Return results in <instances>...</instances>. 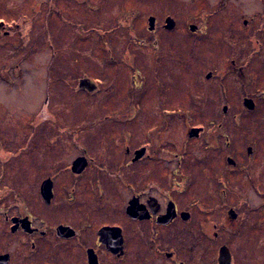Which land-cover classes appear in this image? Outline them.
Here are the masks:
<instances>
[{
  "label": "rangeland",
  "instance_id": "rangeland-1",
  "mask_svg": "<svg viewBox=\"0 0 264 264\" xmlns=\"http://www.w3.org/2000/svg\"><path fill=\"white\" fill-rule=\"evenodd\" d=\"M50 1L0 0V19L19 23L18 27L10 28L12 33L8 38H0V63L10 60L14 64L17 58H24L22 82L19 80L15 87L9 88L0 81V134L7 136L12 145L20 146L26 138L20 133L26 129L23 124L32 118L36 150L29 162L30 174L24 180V187L31 199L28 208L32 207L35 212H32L33 217L36 216L37 222L49 219L48 230H54L57 222L77 212L76 206H70L73 203L68 195L71 190L75 191L73 176L62 168L80 153L81 146L90 154L100 156L106 164L113 165L110 167L113 169L124 159L126 132L130 133L133 143L148 141L153 148L161 145L188 148L186 116L194 122H206L209 118H219L223 105L227 104V117H241V132H233L238 147L246 148L256 137L263 141L260 140L264 147V86L243 88L230 77L226 89H220V75L206 78L208 72L214 73L216 69V73H228L224 69L234 56H228L224 40L229 37H225L224 32L233 18L237 32L259 37L264 30V0H230L231 9L227 14L217 11L220 0H92L93 3L102 2L103 6L106 3L100 10L80 0ZM53 5L58 6L61 13L51 10ZM152 14L159 16L160 25L149 31L148 17ZM167 15L176 20L172 30L164 27ZM250 18H254L256 27L253 34L254 26L246 29L243 24ZM130 22L131 30L127 26ZM192 22L200 26L198 32L190 30ZM202 27L205 28L203 32ZM106 28H111V33ZM21 40L25 41L27 49L15 52ZM246 44L242 46V59L236 57L240 61L238 65L250 63L253 65L250 68H258L264 83V49L260 58L249 61L245 58V52L249 51L247 41ZM50 66L52 71L48 72ZM86 77L96 85L94 89L81 85L80 81ZM209 89L208 107H196L198 94L202 92L199 96L203 98V91ZM246 95L254 98V110H248L243 104ZM134 103L139 104L136 111ZM174 108L182 111L175 116L164 114L165 110ZM253 121L256 122L254 130ZM192 153L187 166L198 182L193 194L203 196L209 190L208 176L223 162V153L212 155L209 164L197 165L193 158L198 156ZM162 157V165L139 166L141 171L138 172L147 179H163L162 174L169 177L170 162L167 160L171 157ZM16 165L18 167L19 163ZM254 166L264 179V160H256ZM111 170L104 175L100 173V179L103 176L106 189L113 193L114 202L110 207L113 212L116 201L125 194L111 177L114 175ZM94 172L95 167L91 166L77 186L78 191L85 190L84 199L91 197V190L95 188ZM59 175L62 176L58 178ZM48 176H57L55 191L59 199L67 202L66 208L59 210L43 201L39 187ZM242 183L241 193L250 204L262 203L259 205L262 209L257 212L258 230L253 232L248 246L245 245L247 257L244 261L264 264V194H261L264 187L256 189L244 176ZM2 193L0 191V197ZM5 200L1 198L0 202ZM11 204L5 202L0 206ZM32 239L39 247L31 252ZM50 245L62 246L52 231L45 237L12 233L11 222L0 212V253L11 252L12 264H71L75 259L73 248L60 253L52 251ZM145 264L157 262L151 257Z\"/></svg>",
  "mask_w": 264,
  "mask_h": 264
},
{
  "label": "flooded vegetation",
  "instance_id": "flooded-vegetation-1",
  "mask_svg": "<svg viewBox=\"0 0 264 264\" xmlns=\"http://www.w3.org/2000/svg\"><path fill=\"white\" fill-rule=\"evenodd\" d=\"M229 1L220 0L216 6L217 11L221 14L230 12ZM80 2L89 5V7H94L95 10H100L106 6V3L103 6L100 1L93 3L92 0H80ZM51 10L61 13V9L56 5H53ZM254 14L257 13L254 12ZM59 16L62 17V15ZM151 17L154 18L153 29H150ZM169 18L174 20L175 27L176 20L170 15L165 17L166 24ZM202 21L207 24L206 20ZM253 22L254 18L245 19L244 27L246 29L253 27ZM166 24L164 27L168 29ZM235 24L233 18L232 24L224 32L225 37H229L224 40V45L229 53L228 56H234L233 59L229 60L231 61L229 66L224 69V72L228 71V73H216V69L214 73L208 72L206 78L210 79L214 75H220V89L223 87L226 89L230 77L240 87L246 88L255 85V88L259 89L256 87L258 84L264 86L258 74L259 69L250 68L253 66L250 63L238 65L240 61L236 57L239 56L242 59V46L247 45L246 41L249 44V51L245 52L246 60L252 61L259 57L262 49H264V35H260L263 34L264 30L260 33L257 30L259 37L250 34L247 35L248 38L237 32ZM159 25L160 18L158 15L152 14L148 17L149 31L156 30ZM16 26L18 27L19 23L15 20L11 24L0 19V34H2L0 38H8L12 33L10 28L13 27L14 29ZM127 26L129 30L132 29L131 22ZM257 27L259 26L257 25ZM189 28L192 32L200 30V26L193 22L190 23ZM255 28V26L252 28V34ZM110 29H107L109 33H111ZM204 29L202 27L201 31H205ZM20 43L17 44L15 52L27 49L24 40H21ZM22 62H24V58H17L14 64L10 60L0 63V81L3 86L7 85L12 88V86H16L17 81L22 82L21 77H23L24 71ZM51 71L50 66L48 72ZM83 81H85V88L94 89L96 87L87 77L80 83ZM201 93L198 94L195 105L198 108L204 106L206 109L210 101L211 91L210 89L203 91V98L199 96ZM246 99H251L256 107V102L250 95L243 97L245 106ZM138 108L139 104L134 103V111ZM246 108L254 110L247 106ZM228 109L229 105L224 104L219 118H209L206 122H194L191 118L192 123H190L191 120L187 115L185 121L187 139L185 141L189 143L188 148L185 146L181 149L177 147L168 148L162 145L153 148L152 143L148 141L133 143L130 142V133L126 132L127 137L124 139L127 143L123 151L124 159L116 164L115 170L110 168L114 167L113 165L106 164L100 156L90 154L88 149L81 146L79 148L80 153L72 157L68 165L62 168V171H70L73 176L71 181L75 191L71 190L68 195L73 203L70 206H76L77 212L57 222L53 227L54 230H48L46 226L49 219L42 218L41 222H37L36 216L33 217L32 214V212L35 213L34 209L28 208L31 199L24 187V180L28 179L30 174L29 162L36 150L33 147L35 143L34 122L32 123V118H30L23 124L28 131L23 128L20 132L26 137L20 146L12 145L7 136L0 134V191L4 193L0 199L5 198V202H12L11 205L0 206V212L4 213L7 222H11L12 233L39 234L45 237L52 231L56 240L62 242V246L50 245L51 250L60 253L62 251L63 253L69 252L73 248L75 259L70 262L71 264H145L151 257L156 260L157 264H246L247 262L244 261L247 257L245 245L248 246L247 244L252 241L253 232L258 230L257 212L262 209L259 206L262 203L252 205L248 198L242 195V176L245 177L248 184L251 183L256 189L264 187V179L259 176L254 166L256 160H261V158L264 160V147L260 142L261 139L258 141L256 137L250 140L246 148L242 146L244 151L241 152L242 150L238 147L233 136V132H241V117H227L225 114H227ZM179 111L182 110L174 108L165 110L164 114L175 116ZM113 114L114 112H111V116ZM166 124L170 123L166 121ZM251 126H256V122H251ZM193 128H198L199 132L191 136L190 130ZM69 133L72 134V132ZM140 150L142 153L140 157L136 158L137 152ZM192 152L198 156L193 158L196 165L198 163L209 164L212 155L223 153V162L219 163L220 165L212 171L210 170L207 183L209 185L207 190H209L203 196L193 194L198 182L187 166L188 159H192L194 155ZM162 155L171 157L167 160L170 162L169 177L162 174L163 179L156 177L147 179L138 172L141 171L137 168L139 166L152 168L162 165L164 162ZM80 157L84 158L86 164L84 169L78 172L73 170V165ZM27 161L28 163H26ZM16 163H19L18 167ZM91 166L95 167L93 173V186L95 188L91 190V197L84 199L85 190L78 191L77 186L80 185L79 183ZM110 169H112L111 173L112 171L114 173V175L111 174V177L116 180L117 187L122 189L125 194L116 201L113 212H110V207L114 202L113 193L106 189L103 176L100 179V173L104 175ZM61 176L59 175L58 178ZM55 178L53 176L45 178L41 182L39 190L47 206L61 210L66 208L67 202H64L61 197L59 199V194L57 195L55 191ZM48 179L52 182V197L49 202L46 201L41 192L43 182ZM262 191L261 194H264V190ZM262 197L264 198V195ZM5 202H0V204ZM254 224V227H250ZM15 225L16 229L13 230ZM61 225L67 228L66 231L62 230V235L58 233L57 229ZM38 247L35 239H32L31 252L36 251ZM56 247H62V249L58 250ZM1 254L9 255L7 264L13 263L14 256L11 252L7 251Z\"/></svg>",
  "mask_w": 264,
  "mask_h": 264
},
{
  "label": "water",
  "instance_id": "water-1",
  "mask_svg": "<svg viewBox=\"0 0 264 264\" xmlns=\"http://www.w3.org/2000/svg\"><path fill=\"white\" fill-rule=\"evenodd\" d=\"M174 25H175L174 20L172 18H169L167 20L166 27L168 29H172L174 27ZM153 28H154V18L151 17L150 18V29H153ZM83 84H85V81H83L81 83V85H83ZM245 104H246V106L249 109H254V107H255V104H254V102L251 99H246L245 100ZM198 132H199V129L198 128H193L192 130H190V135L191 136L196 135V134H198ZM141 153H142L141 150L138 151L137 152V155H136V158L140 157ZM85 162L86 161L84 160L83 157L78 158L74 162L73 170L78 171V172L82 171L84 169V167H85V164H86ZM41 192H42L43 196L46 198V201L49 202L50 198L52 197V182H51L50 179L45 180L43 182V184L41 186ZM27 227L28 226H26V228ZM15 229H16V225L13 227V230H15ZM57 229H58V233L60 235H62V230H64V231L67 230V228L66 227H62V225L61 226H58ZM29 230H30V228H29ZM8 258H9V255L8 254H1L0 255V264H7L8 263Z\"/></svg>",
  "mask_w": 264,
  "mask_h": 264
}]
</instances>
